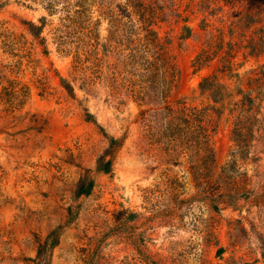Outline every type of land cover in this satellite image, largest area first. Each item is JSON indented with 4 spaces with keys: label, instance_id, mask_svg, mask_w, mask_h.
Instances as JSON below:
<instances>
[{
    "label": "rangeland",
    "instance_id": "obj_1",
    "mask_svg": "<svg viewBox=\"0 0 264 264\" xmlns=\"http://www.w3.org/2000/svg\"><path fill=\"white\" fill-rule=\"evenodd\" d=\"M47 2L0 0V264H264V0H95L78 66Z\"/></svg>",
    "mask_w": 264,
    "mask_h": 264
},
{
    "label": "trees",
    "instance_id": "obj_2",
    "mask_svg": "<svg viewBox=\"0 0 264 264\" xmlns=\"http://www.w3.org/2000/svg\"><path fill=\"white\" fill-rule=\"evenodd\" d=\"M36 1V0H33ZM54 2L55 0H48L47 4L44 9L48 12V14L52 15L54 11H56V8H54ZM63 8L59 10L61 12L62 16L60 18L61 21V27L64 28H70L74 27L76 28L80 34L81 38L84 39L83 42L78 43L76 46L68 45L67 43L62 44L61 48H58V51L64 55H70L72 57V64L74 66H78L82 60L83 53H81L79 49V45L82 44L85 46L87 51L85 50L84 53L86 54H92L94 51V42L97 40V29L98 21L93 20V8L95 0H64ZM108 15V12L105 11L102 13V17H106ZM44 20V17L42 18ZM42 25L37 26L34 23H29L28 31L29 33L39 38L40 34L42 32ZM151 46L154 48L158 44L157 42L150 43ZM164 57L160 56V59ZM162 59V60H163ZM134 99L136 100H142L143 98L139 95H141L139 92H136L134 94ZM121 146V140L115 139L110 137L108 139V147L103 152L101 156L98 157L96 161V171L101 173H109L110 168L112 166V159L114 152ZM78 193L80 194H87L88 190H80Z\"/></svg>",
    "mask_w": 264,
    "mask_h": 264
}]
</instances>
